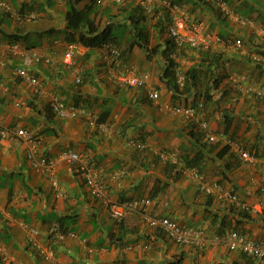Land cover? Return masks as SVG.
I'll list each match as a JSON object with an SVG mask.
<instances>
[{
  "label": "crops",
  "instance_id": "obj_1",
  "mask_svg": "<svg viewBox=\"0 0 264 264\" xmlns=\"http://www.w3.org/2000/svg\"><path fill=\"white\" fill-rule=\"evenodd\" d=\"M201 1L193 19L225 42L210 51L189 46L176 50L179 69L186 73L195 66L200 73L187 93L173 98L171 85L161 77L166 65L161 52L169 36L166 26L155 27L159 4L148 14L137 9L133 20L128 6L136 5L133 0L98 5L93 17L99 30L90 37L104 31V42L87 40L73 64L66 65L62 56L67 42L59 31L75 18L68 0H0V27L28 35L20 42L27 53L16 55L10 50L14 42L0 34V123L34 132L40 155L56 157L65 149L83 155L106 183L110 202L149 196L153 216H168L210 237L235 229L264 240V160L244 162L233 144L264 157V98L245 94L231 80L239 73L264 83V68L255 61L257 46L264 41V0H208L218 12ZM90 2L79 0L75 6L82 9ZM21 14L25 16L19 18ZM113 29H120L117 36H112ZM238 38L243 42L239 49L231 45ZM107 45L115 51L112 65L105 56ZM34 49L52 56L53 62H37ZM21 67L39 78L40 92L17 74ZM112 69L145 76L147 83L120 84ZM151 88L159 91L158 99L148 97ZM206 91L214 101L203 102ZM54 97L84 105L97 116L109 109V115L97 127L85 116L62 118L52 111ZM197 103H202L216 141H210L196 121L173 111L176 105ZM31 148L22 137L0 136V264H257L223 243H177L139 212L115 220L109 203L90 193L78 163L57 160L52 172L35 170L28 158ZM195 159L208 181L219 180L235 190L238 200L202 190L186 172L188 167H182L185 160ZM121 171L125 173L113 177ZM244 208L249 218L239 214ZM53 225L76 236L53 240ZM33 229L37 233L31 235ZM49 243L54 247L52 261L42 252Z\"/></svg>",
  "mask_w": 264,
  "mask_h": 264
},
{
  "label": "built area",
  "instance_id": "obj_2",
  "mask_svg": "<svg viewBox=\"0 0 264 264\" xmlns=\"http://www.w3.org/2000/svg\"><path fill=\"white\" fill-rule=\"evenodd\" d=\"M108 0H97L99 4H103ZM116 3H125L127 0H111ZM136 4L140 5L147 12H152L157 5H168L167 0H133ZM3 7H6L5 2H1ZM171 20L167 26V33L175 42L177 48L181 49L185 46H189L199 50H213L218 45H221L225 40L216 32L208 31L200 23L191 20L188 12L178 6L170 8ZM34 19L35 14L29 16ZM21 18V15H19ZM243 42L240 38L232 41L231 45L239 49ZM82 49V44L79 42H68L66 50L62 56V62L66 65H72L73 59L77 53ZM105 56L109 63L112 65V57L115 54L114 48L111 45H107L105 48ZM10 50L16 55H25L27 49L20 43H13L10 45ZM114 53V54H113ZM33 58L40 62L44 61L46 64L53 62V57L44 55L40 50L34 49L32 51ZM111 61V62H110ZM114 61V60H113ZM113 79L123 85L132 87H143L147 83L145 76H140L133 73H124L119 70L112 69L110 71ZM17 74L27 83H30L36 88L37 92L42 90V83L38 77L29 72L26 68H19ZM176 80L179 86H184L186 76L184 72L176 69ZM231 80L234 81L245 94H254L258 97H264V84L250 83L246 76L240 74H232ZM80 81V80H79ZM148 97L152 100L159 98V91L155 88H151L148 92ZM51 106L54 112L61 117H75L78 115L86 116L89 119L91 125L96 126L97 121L94 114L85 107L68 106L64 101L58 97H54L51 102ZM173 111L176 114H182L191 120L199 123L200 129L204 132L209 130V121L204 116L201 109L194 106H182L177 105L173 107ZM102 125V124H101ZM100 125V126H101ZM16 133L18 136L25 138L31 143L30 160L32 166L37 170L51 171L56 160L61 159L68 162H79L80 170L86 177V184L90 190V193L96 198L107 201L109 203L110 215L121 221L131 212H141L147 220L148 224L152 227L159 228L164 231L171 239L182 245H191L195 247H205L211 243H223L230 250H240L249 257L255 259L257 264H264V240H255L249 238L246 234L241 233L238 230L232 229L226 233L219 234L210 237L203 229L191 228L180 224L178 221L168 216H153L148 212V208L152 205L153 199L151 197H141L136 199H128L122 202H110L107 194V185L100 179L93 166L89 165L82 156L72 150H63L59 153L57 159H47L46 157L37 158V142L33 134L26 129H18L17 131L11 128L5 127L0 123V135L2 137L9 136ZM208 138L211 141L216 140L214 134H208ZM132 144L139 147H143L144 143L140 141L132 140ZM237 151H239L241 159L246 163H256L259 157L248 150H245L240 144H235ZM189 175L198 181L199 187L205 192L213 195H217L219 198L226 199L232 202L238 200V195L231 189H226L218 181L209 182L204 175L196 167H189L186 170ZM121 173L114 174L113 177H117ZM55 186L57 182L54 181ZM37 230L33 229L32 234H36ZM76 236L75 232H64L60 227L54 225L51 228V235L53 238L63 239L66 235ZM46 260L52 261L54 258V249L50 243L48 246L42 249Z\"/></svg>",
  "mask_w": 264,
  "mask_h": 264
},
{
  "label": "trees",
  "instance_id": "obj_3",
  "mask_svg": "<svg viewBox=\"0 0 264 264\" xmlns=\"http://www.w3.org/2000/svg\"><path fill=\"white\" fill-rule=\"evenodd\" d=\"M77 1H79V0H68L69 6H70V11L74 12L75 18L68 19V23L59 32H61L62 37L64 38V40L66 42H79V43L84 45V43H88V42H86L87 40L89 41L91 39H93V40L95 39V41H96L95 44L100 45L105 40V38L101 39L102 34H104V31L99 34L98 38L96 36L90 37V35L96 33L99 30L98 24L96 23V21L93 17V13L97 12V9L99 8L96 0H91V2L86 4L82 9H79L75 6V3H77ZM198 1L199 0H167L168 5H161L160 8H157V10H156L157 14L159 12H161V13H160L159 17L157 18L158 21L156 22L155 27L163 28L170 22V20H171L170 8L173 6H178V7L185 9L188 12V14L190 15L191 20L198 22L197 20L193 19L194 18L193 17L194 8L196 9V7L200 5V3H198ZM201 2H203V4H202L203 6L209 5V7L212 8L214 11H216V12L219 11L218 6L216 7L214 5V3H211L208 0H202ZM74 6H75V8L73 9ZM128 6L132 10L131 13L134 14V15H130V18L132 20L135 17V12L137 9L140 10L141 14L143 12V9L141 7H139L138 5H134L132 3H129ZM218 15L220 16L221 13ZM107 27H108V25H107ZM107 27H105L104 30H107ZM114 29H115V26H114ZM114 29L112 30V36H117L116 30L114 31ZM211 29L212 28H209L210 31H213ZM48 32H53V29L48 31ZM0 34L3 37H5L6 39L10 40L11 42L20 43L21 41H23V42L26 41L28 38V35H24V34H21L18 32H7V31H4L1 27H0ZM106 38H107V36H106ZM257 48L258 49H256L255 53L259 54V56H261L263 58L260 61H257V60H255V61L260 62V63H257V65L260 68H262V67L264 68V66H263L264 65V41H262V45H258ZM161 54L164 57L165 62H166L165 69H164L161 77H162V79H167L169 84L171 85V89L173 90V98H179L184 93H187V91L190 88L189 83L198 78L200 71L195 66L190 67L186 72L185 86L180 88L176 82V79H175V69L177 67V62L175 60L176 45H175L172 38L167 39V47L164 51L161 52ZM206 73H207V71H206ZM206 73H205V75H206ZM252 83L264 84L263 82H258V81H253ZM214 84H217V79L214 80ZM211 101H214V95L210 94L206 91L204 93L203 102L208 103ZM75 105H81V104H75ZM194 105L198 109L201 108L200 106H198V103L194 104ZM109 111H110L109 109H106L102 116H98V122L99 123L105 122V120L107 119V116L109 115ZM228 148H229V146L225 147V150ZM185 165L186 166H182V167H196L197 161H196V159L191 160V161L185 160ZM175 166H177V165H175ZM179 173H180V171L177 170L176 174H179ZM218 182L220 184H222L220 181H218ZM233 191H235V190H233ZM239 214L242 215L243 218H249V216H248L249 213L247 211L245 212V208H244V211H240Z\"/></svg>",
  "mask_w": 264,
  "mask_h": 264
},
{
  "label": "clouds",
  "instance_id": "obj_4",
  "mask_svg": "<svg viewBox=\"0 0 264 264\" xmlns=\"http://www.w3.org/2000/svg\"><path fill=\"white\" fill-rule=\"evenodd\" d=\"M128 1V0H127ZM126 1V2H127ZM96 2H97V0H96ZM113 2V1H112ZM125 2V3H126ZM135 2V1H134ZM116 3V2H115ZM125 3H117V4H121V5H124ZM136 3V2H135ZM97 5H100L98 2H97ZM136 5H138V4H136ZM139 7H141L140 5H138ZM161 6V5H160ZM142 8V7H141ZM143 9V11L144 12H146L147 14L149 13V12H147L144 8H142ZM31 14H35V13H30V15ZM29 15V16H30ZM25 15H22L21 14V18H23ZM35 16H37L36 14H35ZM36 18V17H35ZM195 22V21H194ZM167 26H168V24L166 25V28H167ZM166 31H167V29H166ZM211 32H214V31H211ZM217 33V32H216ZM168 34V33H167ZM219 34V33H218ZM220 35V34H219ZM169 36V35H168ZM221 36V35H220ZM222 37V36H221ZM169 38H171L170 36H169ZM223 38V37H222ZM224 39V38H223ZM225 40V39H224ZM14 43H18V42H14ZM68 43V42H67ZM175 43V42H174ZM13 44V43H12ZM21 44V43H20ZM27 49V48H26ZM177 49H179V48H177L176 47V50ZM194 49V48H193ZM215 49V48H214ZM28 50V49H27ZM196 50H199V49H196ZM203 51H206V50H203ZM208 51H210V50H208ZM263 57H261V56H259V55H257L256 56V59L257 60H261ZM38 62V61H37ZM41 62V61H40ZM111 62V61H110ZM112 62H115V60L114 61H112ZM23 68V67H22ZM178 68V66L176 67V69ZM176 69H175V77H176ZM28 70V69H27ZM29 71V70H28ZM183 71V70H182ZM30 72V71H29ZM184 72V71H183ZM32 73V72H31ZM34 74V73H33ZM184 74H185V76H186V73L184 72ZM237 74H239V73H237ZM35 75V74H34ZM240 75H244V76H246V78H247V80L250 82V83H252L251 81H250V79L247 77V75H245V74H240ZM36 76V75H35ZM37 77V76H36ZM80 80V81H79ZM82 80L80 79V78H78L77 79V82H81ZM176 82H177V80H176ZM186 82V81H185ZM42 83V82H41ZM178 84V83H177ZM255 84V83H254ZM179 85V84H178ZM184 86H185V84H184ZM180 88H182L181 86H179ZM252 95H254V94H252ZM256 96V95H255ZM258 97V96H257ZM59 98V97H58ZM261 98H264V97H261ZM59 99H61V98H59ZM62 101H64L65 103H66V101L64 100V99H61ZM51 102H52V100H51ZM66 105H68V106H76V107H85L86 109H88L86 106H83V105H75V104H68V103H66ZM177 106V105H176ZM182 106H194V107H196L194 104H190V105H182ZM198 106H200L201 108V110L203 111V113H204V110H203V105H202V103H198ZM51 108H52V106H51ZM89 111H91L92 112V110H90V109H88ZM52 111L54 112V110H53V108H52ZM55 113V112H54ZM93 113V112H92ZM56 114V113H55ZM94 114V116L96 117V121H97V125H96V127L97 126H99L100 124H102V123H99L98 122V116L95 114V113H93ZM57 115V114H56ZM182 115V114H181ZM59 116V115H58ZM78 116H83V115H78ZM204 116L206 117V115H205V113H204ZM61 117V116H60ZM75 117H77V116H75ZM86 117V116H85ZM186 117V116H185ZM62 118H70V117H62ZM88 119V118H87ZM190 119V118H189ZM207 119V118H206ZM208 120V119H207ZM88 121H89V119H88ZM192 121H194V120H192ZM209 121V120H208ZM198 123V122H197ZM89 124H90V122H89ZM199 124V123H198ZM91 125V124H90ZM210 125V124H209ZM91 126H93V125H91ZM5 127H8V126H5ZM199 127H200V125H199ZM8 128H11L12 130H14V131H17L18 129H14V128H12V127H8ZM20 129V128H19ZM22 129H24V128H22ZM27 130V129H26ZM27 131H29V130H27ZM202 131V130H201ZM29 132H31L32 134H33V136L35 137L34 139H35V141L37 142V158H40V157H46L47 159H57V157H58V155L56 156V157H47V156H43V155H40L39 154V144H40V141L38 140V136L34 133V132H32V131H29ZM204 132V131H203ZM204 133H207V134H211L210 132H209V130H208V132H204ZM14 135H16V136H18L16 133H14V134H12V135H9V136H14ZM215 135V134H214ZM1 136V135H0ZM216 136V135H215ZM2 137V136H1ZM5 137H7V136H5ZM19 137H21V136H19ZM207 137H208V135H207ZM23 138V137H22ZM25 139V138H24ZM209 139V138H208ZM26 140V139H25ZM216 140H217V136H216ZM215 140V141H216ZM27 141V140H26ZM211 141V140H210ZM28 142V141H27ZM29 143V142H28ZM240 144L239 142H234L233 141V144L235 145V144ZM29 145H31V143H29ZM241 145V144H240ZM242 146V145H241ZM236 147V146H235ZM243 147V146H242ZM244 148V147H243ZM245 150H247L246 148H244ZM65 150H71V149H65ZM63 151V150H62ZM72 151H74V150H72ZM248 151H250V150H248ZM31 152V151H30ZM75 152H77V151H75ZM250 152H252V153H255L258 157H259V160L260 159H263L264 160V157H261L260 155H258L257 154V152H255V151H250ZM78 153V152H77ZM80 154V153H79ZM81 155V154H80ZM29 156H30V154H29ZM28 156V158L30 159V157ZM82 156V158L84 159V157H83V155H81ZM57 160H61V159H57ZM56 160V161H57ZM85 160V159H84ZM258 160V161H259ZM64 161V160H63ZM86 161V160H85ZM30 162H31V160H30ZM68 162V161H67ZM87 162V161H86ZM56 163V162H55ZM69 163H78L79 164V171L84 175V173L80 170V163L79 162H69ZM88 163V162H87ZM89 164V163H88ZM55 165V164H54ZM89 165H91V164H89ZM31 166H32V163H31ZM92 166V165H91ZM33 167V166H32ZM54 167V166H53ZM94 167V166H93ZM34 168V167H33ZM95 168V167H94ZM189 168V167H188ZM197 168V167H196ZM35 169V168H34ZM53 169V168H52ZM35 170H37V169H35ZM43 171H45V170H43ZM49 172H52V170L51 171H49ZM121 173V172H120ZM124 173H125V171H124ZM123 173V174H124ZM85 176V175H84ZM205 177V176H204ZM85 179H86V177H85ZM207 180V179H206ZM55 180H53V182H54ZM215 181V180H214ZM216 181H219V180H216ZM209 182H212V181H209ZM55 185V184H54ZM87 185V184H86ZM222 185V184H221ZM89 189V188H88ZM90 191V190H89ZM235 192V191H234ZM93 196V195H92ZM94 197V196H93ZM145 197H149V196H145ZM95 198V197H94ZM141 198V197H140ZM132 199H136V198H132ZM153 199V198H152ZM128 200V199H127ZM125 201V200H124ZM139 213H141V212H139ZM142 214V213H141ZM116 220V219H115ZM123 220V219H122ZM121 220V221H122ZM118 221V220H117ZM54 226V225H53ZM52 226V227H53ZM58 227H60L59 225H57ZM61 228V227H60ZM62 229V228H61ZM63 230V229H62ZM64 232H66V233H69V232H71V231H65V230H63ZM72 232H74V231H72ZM31 235H33L32 234V231H31ZM53 236V235H52ZM67 236H69L68 234L66 235V237ZM65 237V238H66ZM72 237V236H71ZM53 238V237H52ZM55 239H57V238H55ZM64 239V238H63ZM53 240H54V238H53ZM50 244V243H49ZM48 244V245H49ZM52 244V243H51ZM52 246H53V244H52ZM53 249H54V247H53Z\"/></svg>",
  "mask_w": 264,
  "mask_h": 264
},
{
  "label": "rangeland",
  "instance_id": "obj_5",
  "mask_svg": "<svg viewBox=\"0 0 264 264\" xmlns=\"http://www.w3.org/2000/svg\"><path fill=\"white\" fill-rule=\"evenodd\" d=\"M99 8H101V7H99ZM8 23H9V21H7ZM103 23H104V21H103ZM120 32V29H116V34H118Z\"/></svg>",
  "mask_w": 264,
  "mask_h": 264
}]
</instances>
